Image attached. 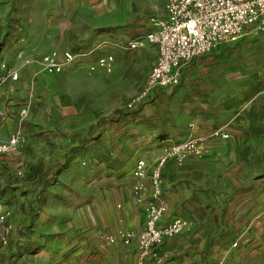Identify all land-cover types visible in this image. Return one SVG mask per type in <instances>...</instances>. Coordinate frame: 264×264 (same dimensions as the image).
Wrapping results in <instances>:
<instances>
[{"label": "crops", "instance_id": "0c3cea01", "mask_svg": "<svg viewBox=\"0 0 264 264\" xmlns=\"http://www.w3.org/2000/svg\"><path fill=\"white\" fill-rule=\"evenodd\" d=\"M6 2L0 5V21L7 24V30L1 36L4 40L2 44L0 42V74L14 70L18 78L12 81L6 77L0 83V141H6L16 131L20 133L13 152L23 167V173L24 168L36 158L45 161L46 170L53 168L57 171L49 183V175L43 174L39 186L30 188L22 185L18 186V190L22 188V191H14L8 187V170L5 169V158L14 153L0 154V198L7 201L5 205L11 209L14 226L8 243L0 245V264H54L53 261L60 257L55 264H134L136 239L130 245H123L117 240L104 246L97 242L95 236L120 229L138 232L143 227L145 207L135 202L131 189L129 164L135 154L132 157L116 155L119 163L116 164L115 188L114 182L108 181L110 177H106L115 174V170L109 172L110 165L105 163L104 144H98V138L90 140L105 129L100 126L104 117L101 104L95 108V114L73 106L63 110L62 114L71 115L69 128L63 134L54 131L52 125L49 128L41 126L40 114L43 111L39 107L45 102L52 105L58 103L60 86H64L68 100L72 93L78 92L77 89L86 98L94 90L102 94L105 79L116 80L122 63L115 61L111 74H105L99 67L90 69L87 57L79 66L68 64L59 72H46L43 57L50 53L60 56L62 53L53 40L58 35V23L65 21L63 15L72 4L69 2V6L67 0ZM104 3L106 0H101L90 20L92 31L102 32L94 36L96 40L105 35L115 38L116 26L122 25L125 19L124 15L116 14V9L104 7ZM88 4V1L84 4L87 12ZM87 23L89 25V20ZM97 47L98 44L89 52ZM150 47L157 56L156 46L150 44ZM23 107L27 114L20 118L18 113ZM201 132L194 137L202 136ZM206 145L207 140L201 152L208 151ZM38 151L42 154L39 155ZM195 157L187 155L179 162L169 160L162 169V198L167 210L160 224L182 216L178 218L183 219L186 225L179 234L166 238L157 247V252L164 257L161 264H216V254L203 253V250L210 248L218 228L228 229L230 226L225 217L228 210L220 202L216 204L211 200L205 206L193 192V186L178 175V165H185ZM170 171L176 174L171 177L168 174ZM84 202H87L86 205H83ZM204 215H209V219L203 218ZM242 220L238 221L240 226L234 222L235 237L248 245H258L259 231L256 235L251 234L248 220ZM255 228L258 230V226ZM190 240L196 246L193 251L188 244ZM105 247L109 250L106 251ZM37 248L38 253L34 251ZM167 251L174 256L166 258ZM226 257L228 264L238 262L234 254H226ZM240 259L242 261L243 256Z\"/></svg>", "mask_w": 264, "mask_h": 264}, {"label": "rangeland", "instance_id": "374dc122", "mask_svg": "<svg viewBox=\"0 0 264 264\" xmlns=\"http://www.w3.org/2000/svg\"><path fill=\"white\" fill-rule=\"evenodd\" d=\"M6 1L0 0V5ZM86 1L89 2L88 12L84 7ZM67 2L72 5L63 15L65 21L58 23V35L53 41L59 52L68 50L76 55L78 60L70 65L79 66L88 57L89 64L96 68L97 58L112 55L114 62L122 63V66L116 80L105 79L103 93L94 90L87 96L88 100L79 89L68 100L64 86H60L58 103L39 104L43 111L39 113L43 121L41 126L49 128L52 125L54 131L63 134L71 120L69 113L62 114L63 110L73 106L95 114V108L101 104L104 117L100 126L105 129L90 140L98 138V144H104L105 163L110 165L109 172L115 170V174L106 177H110L108 181L114 182L115 188L117 154L127 157L135 154L130 169L136 158L152 161L155 153L164 146L192 138L202 131L208 151L191 154L196 157L185 165H178V175L193 186V192L205 206L211 200L216 204L220 202L228 210L225 217L230 224L228 229L216 230L210 248L204 249L203 253H215L216 264H228L226 254H234L238 258L236 264H264V26L247 28L236 40L222 43L211 52L191 59L182 67V78L176 87L156 90L136 100L156 59L146 35L154 29L153 21L163 17L168 0H106L103 6L116 9V14L124 15L125 19L122 25L116 26L115 38L105 35L97 40L94 36L102 32H93L90 20L101 0ZM6 30L7 24L0 21L1 44L4 40L1 36ZM96 44L95 51L88 56L81 55ZM62 53L60 60H63ZM101 96L102 99L97 100ZM215 130L227 137L212 136L211 132ZM38 154L42 152L38 151ZM5 159L8 187L14 191H22V188L18 190L22 185L39 186L43 174L49 175V183L57 171L46 170L45 161L36 158L23 173L16 153ZM168 174L172 177L176 172ZM0 202L7 204L5 199L0 198ZM209 217L203 216L206 220ZM240 218L248 220L251 234L256 235L259 231L258 245H248L235 237V226H240ZM103 234H97L95 238L105 246ZM188 244L192 251L196 249L192 240ZM34 251L38 253L39 248ZM173 256L170 251L166 252V258ZM59 259L61 257L53 263Z\"/></svg>", "mask_w": 264, "mask_h": 264}, {"label": "built area", "instance_id": "2783aa9c", "mask_svg": "<svg viewBox=\"0 0 264 264\" xmlns=\"http://www.w3.org/2000/svg\"><path fill=\"white\" fill-rule=\"evenodd\" d=\"M153 22L155 27L147 33L146 40L156 46L157 56L144 89L136 100L153 91L177 86L182 67L191 59L211 52L222 43L236 40L247 28L264 26V0H168L165 15ZM89 53L83 52L81 55L88 56ZM62 56L63 60L56 53L45 55L43 62L46 72H59L64 65L78 60L70 51H64ZM113 63L112 55L96 60L97 66L108 73ZM89 68L95 67L89 64ZM6 77L15 81L18 73L13 70L5 75L0 74V83ZM26 114L27 110L23 107L18 116L23 118ZM211 135L227 137L218 130L211 132ZM19 138L20 133L16 131L6 141H0V154L15 151ZM205 141V136H197L169 144L156 154L152 162L137 158L130 169L131 189L135 202L145 207L143 227L138 232L120 229L113 234H103V242L112 245L119 240L123 245H130L136 239L134 264H161L164 257L157 252V247L186 225L178 217L160 224L167 210L162 198V169L169 160L179 162L187 155L199 154ZM11 213V209L0 202V245L8 243L14 228Z\"/></svg>", "mask_w": 264, "mask_h": 264}]
</instances>
